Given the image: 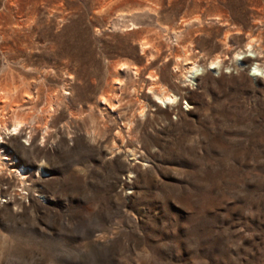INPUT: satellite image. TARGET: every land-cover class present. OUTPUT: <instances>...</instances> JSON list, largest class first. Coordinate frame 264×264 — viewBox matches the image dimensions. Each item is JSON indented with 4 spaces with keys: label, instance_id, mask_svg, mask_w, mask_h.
<instances>
[{
    "label": "rangeland",
    "instance_id": "rangeland-1",
    "mask_svg": "<svg viewBox=\"0 0 264 264\" xmlns=\"http://www.w3.org/2000/svg\"><path fill=\"white\" fill-rule=\"evenodd\" d=\"M250 38L264 0H0V264H264Z\"/></svg>",
    "mask_w": 264,
    "mask_h": 264
},
{
    "label": "bare ground",
    "instance_id": "bare-ground-1",
    "mask_svg": "<svg viewBox=\"0 0 264 264\" xmlns=\"http://www.w3.org/2000/svg\"><path fill=\"white\" fill-rule=\"evenodd\" d=\"M196 18H198V17H196ZM131 25L135 26V24H133V23H131ZM179 35L180 34L179 33L177 34V32L174 33L175 41ZM180 38H182V37H180ZM254 42H255V40L250 38L244 44V46L246 47L245 49H237L236 51L234 50L232 52L233 55H232L231 60H232V62H239V60L242 58L241 62H239L240 65H243V66L248 65L250 68L252 67V65H254V67H253L254 70L261 72L260 75H262V72L264 71V66H262L259 62H257L253 58H251L250 54L247 53V51H250V49H253ZM144 44H145V42L140 43V51L141 52L143 51ZM176 60H178V59H176ZM247 61L249 63H247ZM181 62H183L182 64L188 63L184 67L185 71L183 72V77H184V81L187 80V81L191 82V80L195 79L196 75L199 74L202 65H200L199 63H197L195 61H191L187 58H183ZM241 63H243V64H241ZM206 66H208V68H210V69H215L216 71L221 69V67H228L227 65L223 64V60L219 56H214V57L210 58V60L206 64ZM256 71L253 72V76L259 75ZM153 82H155V81H153ZM164 89L159 88V90L156 92L155 96L157 99H159L162 102V104L164 103V105L166 106L171 102H175L176 96H175V94L170 93L169 91L164 90ZM101 99L103 101L105 98L102 97ZM151 102H153L152 104H155L156 101L151 100ZM21 125H22L21 120H19L15 117V118L11 119L7 125L6 124L0 125V128L5 135H9V134L17 133L20 130H22ZM0 140H1V134H0ZM13 171L16 175L23 177L25 169L22 166H17L13 169Z\"/></svg>",
    "mask_w": 264,
    "mask_h": 264
}]
</instances>
